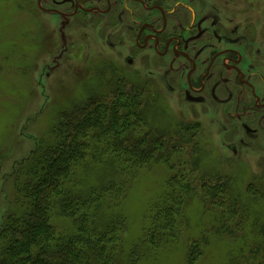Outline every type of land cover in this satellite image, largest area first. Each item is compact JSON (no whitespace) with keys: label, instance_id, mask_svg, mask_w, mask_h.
Returning <instances> with one entry per match:
<instances>
[{"label":"rangeland","instance_id":"374dc122","mask_svg":"<svg viewBox=\"0 0 264 264\" xmlns=\"http://www.w3.org/2000/svg\"><path fill=\"white\" fill-rule=\"evenodd\" d=\"M59 21L37 0H0V229L14 209L19 167L42 140L52 142L56 126L80 121L100 103L108 123L77 124L73 133L87 151L109 150L77 174L84 186L131 183L118 210L127 221L123 259L131 252L135 264H264V154L242 148V131L231 136L227 124L211 120L209 108L172 90L155 55L134 53L129 64V37L77 18L63 41ZM112 151L133 177L115 171ZM165 208L172 211L169 224L156 218L154 225ZM111 215L105 209L102 216ZM150 234L159 249L146 254Z\"/></svg>","mask_w":264,"mask_h":264},{"label":"flooded vegetation","instance_id":"af4514ba","mask_svg":"<svg viewBox=\"0 0 264 264\" xmlns=\"http://www.w3.org/2000/svg\"><path fill=\"white\" fill-rule=\"evenodd\" d=\"M63 30L95 20L148 51L169 71L170 87L209 108L241 147L264 154V0H37ZM209 106V107H208ZM247 140V141H246ZM228 149L238 152V146ZM256 151V152H255Z\"/></svg>","mask_w":264,"mask_h":264},{"label":"trees","instance_id":"16d2710c","mask_svg":"<svg viewBox=\"0 0 264 264\" xmlns=\"http://www.w3.org/2000/svg\"><path fill=\"white\" fill-rule=\"evenodd\" d=\"M130 99L136 106L138 97ZM103 108V104L96 103L85 109L80 121L75 123L73 119L56 126L50 135L52 142L42 140L15 173L14 209L6 215L0 229V264H135L131 252L122 258L121 236L127 221L118 212L131 183L127 179L126 185L115 181L79 184V169L88 161H101L109 149L87 151L84 143L74 137L73 128L77 124L79 128L85 125L97 129L106 125V114L100 111ZM115 122L114 118L111 124L115 126ZM99 132L106 136V130ZM107 156L115 162V171L126 172L129 178L134 176L130 167L116 162L118 153L112 151ZM105 209L112 212L108 219L102 216ZM171 213L169 208L161 209L153 217L154 225L156 218L158 225L169 224ZM146 240L148 247L144 246L143 253L159 247L155 234Z\"/></svg>","mask_w":264,"mask_h":264}]
</instances>
